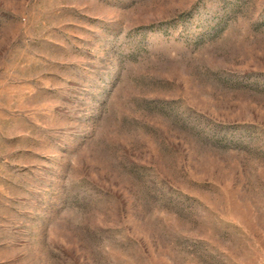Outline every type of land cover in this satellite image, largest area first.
<instances>
[{
  "label": "rangeland",
  "instance_id": "rangeland-1",
  "mask_svg": "<svg viewBox=\"0 0 264 264\" xmlns=\"http://www.w3.org/2000/svg\"><path fill=\"white\" fill-rule=\"evenodd\" d=\"M0 264H264V0H0Z\"/></svg>",
  "mask_w": 264,
  "mask_h": 264
}]
</instances>
